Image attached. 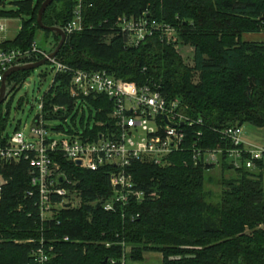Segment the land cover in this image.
Masks as SVG:
<instances>
[{"label": "trees", "instance_id": "16d2710c", "mask_svg": "<svg viewBox=\"0 0 264 264\" xmlns=\"http://www.w3.org/2000/svg\"><path fill=\"white\" fill-rule=\"evenodd\" d=\"M42 1H17L30 18L22 20L6 46L27 47L35 39V32L42 30L36 22ZM55 1L43 12L42 22L61 27L71 17L74 2L60 0L58 8ZM146 9L158 22L175 27L178 40L192 46V66L183 64L174 46L157 35L137 46H124L123 35L114 28L116 18ZM82 12L84 29L65 38L58 60L74 68L105 69L138 85L155 83L167 98L179 99L186 115L202 119L203 125L183 128V151L170 156V166L132 165L137 188L155 191L157 199L131 201L113 212L104 211L100 204L112 195L106 171H85L57 155L60 169L80 192V205L62 208L55 219L41 222L33 204L36 193L26 196L28 163L0 161V174L6 180L0 203V264H39L32 252L40 242L48 256L43 264H124L126 259L142 261L150 251L162 255V264H264V174L233 170L225 161L217 170L193 166L189 150L198 130L202 133L198 145L214 148L223 142L212 129L234 125L264 129V42L242 39L246 33L264 32V0H83ZM42 31L53 37L46 49L50 52L59 36ZM30 71L7 78V98ZM193 72L199 74L196 83ZM68 81L67 74L53 77L41 97L44 112L53 106H66L70 112ZM88 102L96 107L91 99ZM3 104L0 142L8 136L9 110L3 115ZM97 104L109 111L105 99ZM94 110L89 109L87 120L84 116L80 120L85 133L96 130L89 126L92 119L105 116H94ZM67 116L48 113L45 119L64 123ZM54 129L64 132L61 126ZM213 169L217 179L210 174ZM228 171L232 173L225 174Z\"/></svg>", "mask_w": 264, "mask_h": 264}, {"label": "built area", "instance_id": "2783aa9c", "mask_svg": "<svg viewBox=\"0 0 264 264\" xmlns=\"http://www.w3.org/2000/svg\"><path fill=\"white\" fill-rule=\"evenodd\" d=\"M73 2L71 17L60 27L66 37L84 29L83 0ZM1 4H4L3 0H0ZM3 17L0 16V81L10 66L37 61L48 53L35 39L27 47L6 46L9 40L5 35L8 20ZM114 28L123 35L124 46L127 47L137 46L154 35L174 47L178 41L176 28L158 22L148 14L147 9L138 15L118 16ZM46 62L52 65L53 77L59 73L69 75L67 94L70 112L66 106H53L44 112L40 99L35 115L38 119L31 122L28 140L16 130L12 135L3 136L0 142L1 162L28 163L30 189L26 196L32 198L36 193L37 199L33 204L39 220H53L60 209L80 205V192L74 187L75 182L60 169L55 160L57 155L85 171H106L112 195L100 203L104 211L113 212L116 206L125 207L131 201L142 203L157 199L155 191L145 192L137 188L130 172L132 165L170 166V156L183 151L186 140L183 128L201 127L202 119L186 115L179 99L167 98L155 83L138 85L134 81L117 78L105 69L74 68L56 56L48 57ZM90 99L96 107L88 102ZM102 99L109 103L107 112H104L103 104H97ZM86 109L88 112L95 109L94 116L95 113H105L103 119L90 121L95 131L85 133L75 124L67 130L72 132H62L45 125L48 113L70 115L73 110L83 112ZM64 123H67V118ZM243 126L212 129L220 134L223 142L214 148L200 147L198 141L202 133L195 131L196 140L189 148L193 166L218 167L225 161L233 170L264 174V144L247 139ZM5 185L6 180L0 174V203ZM24 242L31 243L32 240ZM125 251L127 254L128 248ZM32 255L39 264L48 260L42 242Z\"/></svg>", "mask_w": 264, "mask_h": 264}, {"label": "rangeland", "instance_id": "374dc122", "mask_svg": "<svg viewBox=\"0 0 264 264\" xmlns=\"http://www.w3.org/2000/svg\"><path fill=\"white\" fill-rule=\"evenodd\" d=\"M4 4L0 5V12L5 15L8 20V29L5 32L7 38L12 39L18 32V27L21 26L22 20L26 21L30 17L29 15L23 13L20 10V7L17 4L19 0H3ZM56 7H60L61 1L56 0ZM1 16V15H0ZM257 36V35H253ZM53 37L50 33H43L42 30L38 29L35 32V40L38 45L48 49L51 46ZM258 38V37H255ZM175 51L181 57L183 64L187 66H192L193 64V48L188 43H183L181 40L177 41V44L174 47ZM42 74L45 76L42 78ZM193 82L199 81L198 72H193ZM53 80V68L52 65L48 62L43 65L33 69L30 71L29 75L23 80L19 86L13 91L12 94L7 98V100L2 105V113L5 115V112L8 111V120H7V129L6 132L8 135H12L15 130L18 132H22L25 139L28 140V134L30 131V125L33 120V117L36 115L38 104L41 97L44 95L45 91L51 85ZM8 106V108H7ZM84 116L85 120H87L89 113L86 110L83 112H77L73 110L70 115H68L67 123H63L60 120H47L45 121V125L49 127H59L61 126L65 131L69 129V127H73L76 124L77 127L80 128V120ZM71 121L74 123L72 124ZM89 126H93V124L89 123ZM247 139L251 141H255L260 144H264V129H257L250 125L243 126ZM218 168L216 167L215 170ZM214 169L210 171V174H214V179H217L219 176L218 172ZM232 172L228 171L225 174H231ZM264 186V179H263ZM210 188H213L211 186ZM214 189V188H213ZM74 203L76 200L73 201ZM18 208V207H17Z\"/></svg>", "mask_w": 264, "mask_h": 264}, {"label": "water", "instance_id": "95a60500", "mask_svg": "<svg viewBox=\"0 0 264 264\" xmlns=\"http://www.w3.org/2000/svg\"><path fill=\"white\" fill-rule=\"evenodd\" d=\"M52 1L53 0H43L41 2L40 6L38 8V11H37L36 22L42 30H48L50 32H53L55 35L59 36V40L57 42V45L55 46V48L52 51L47 53V56L42 57L41 59L34 61V62H27V63H23V64H14V65L10 66L3 73L2 79L0 81V105L5 102L7 95L9 93L10 88L8 87L6 81H7V78L12 73L19 72V71H30V70H33V69L43 65L47 61L48 57L56 56V54L58 53V51L62 47L63 43L65 42V38H66L65 33L59 26H47V25L43 24V22H42L43 12L50 5V3ZM37 119H38V117L35 116L34 119L32 120V122L34 120H37ZM76 164L80 165V162H77Z\"/></svg>", "mask_w": 264, "mask_h": 264}, {"label": "crops", "instance_id": "0c3cea01", "mask_svg": "<svg viewBox=\"0 0 264 264\" xmlns=\"http://www.w3.org/2000/svg\"><path fill=\"white\" fill-rule=\"evenodd\" d=\"M253 35H257V36H253ZM242 39L245 41L264 42V32L246 33L242 35ZM124 264H162V255L159 252L150 251L144 253L142 261H133L130 259H126L124 261Z\"/></svg>", "mask_w": 264, "mask_h": 264}]
</instances>
